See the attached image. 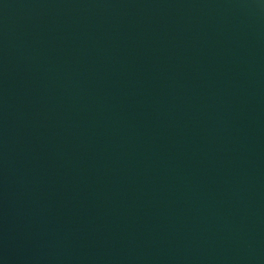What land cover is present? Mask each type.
<instances>
[{
  "label": "water",
  "instance_id": "obj_1",
  "mask_svg": "<svg viewBox=\"0 0 264 264\" xmlns=\"http://www.w3.org/2000/svg\"><path fill=\"white\" fill-rule=\"evenodd\" d=\"M0 264H264V0H0Z\"/></svg>",
  "mask_w": 264,
  "mask_h": 264
}]
</instances>
